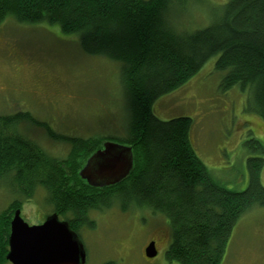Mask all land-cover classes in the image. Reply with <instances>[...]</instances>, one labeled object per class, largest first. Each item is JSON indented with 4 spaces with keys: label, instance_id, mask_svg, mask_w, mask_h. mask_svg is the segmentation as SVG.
<instances>
[{
    "label": "trees",
    "instance_id": "16d2710c",
    "mask_svg": "<svg viewBox=\"0 0 264 264\" xmlns=\"http://www.w3.org/2000/svg\"><path fill=\"white\" fill-rule=\"evenodd\" d=\"M186 2L0 0V23L15 19L57 25L64 34L78 35L86 54L120 63L130 107L123 141L133 154V167L124 179L102 188L92 186L80 173L85 160L101 148V139L65 138L70 153L54 158L18 133L17 125L29 120V113L0 115V180H10L26 200L43 188L52 213L78 235L83 226H95L89 220L91 211L116 204L123 212L150 210L169 220L170 262L225 264L240 218L264 207V144L256 138L245 142L258 155L247 160L249 186L244 191L230 190L197 154L191 139L192 119L160 120L153 105L217 56L216 68L226 73L222 91L239 85L248 92L245 109L264 119V0H227L211 11L209 26L178 31L168 15ZM21 207L15 200L0 217V264L8 262L12 214Z\"/></svg>",
    "mask_w": 264,
    "mask_h": 264
},
{
    "label": "rangeland",
    "instance_id": "374dc122",
    "mask_svg": "<svg viewBox=\"0 0 264 264\" xmlns=\"http://www.w3.org/2000/svg\"><path fill=\"white\" fill-rule=\"evenodd\" d=\"M226 2L187 0L168 18L178 31H195L209 26L211 11ZM217 58L212 56L187 83L156 99L153 112L163 121L191 118L192 143L213 177L230 190L244 191L250 181L247 160L258 156L245 142L256 138L264 144V119L245 109L248 92L239 85L222 91L226 73L216 68ZM0 92V115L29 113V120L17 125L18 133L54 158L70 153L67 139L72 137L124 145L130 107L120 63L86 54L78 35L64 34L57 25L15 19L0 23ZM261 182L264 186V167ZM47 196L38 188L26 200L10 180H0V217L17 200L23 219L40 225L52 213ZM88 216L95 226L79 232L86 264H177L167 258L172 235L165 216L150 210L123 212L117 204ZM152 242L157 255L148 258L145 250ZM225 264H264V207L240 218Z\"/></svg>",
    "mask_w": 264,
    "mask_h": 264
},
{
    "label": "water",
    "instance_id": "95a60500",
    "mask_svg": "<svg viewBox=\"0 0 264 264\" xmlns=\"http://www.w3.org/2000/svg\"><path fill=\"white\" fill-rule=\"evenodd\" d=\"M133 167L132 148L106 143L87 162L81 177L90 185L106 187L124 179ZM7 260L12 264H86L87 253L78 234L57 214L43 224L30 226L17 210L11 222ZM146 257L157 255L155 242L145 250Z\"/></svg>",
    "mask_w": 264,
    "mask_h": 264
},
{
    "label": "flooded vegetation",
    "instance_id": "af4514ba",
    "mask_svg": "<svg viewBox=\"0 0 264 264\" xmlns=\"http://www.w3.org/2000/svg\"><path fill=\"white\" fill-rule=\"evenodd\" d=\"M0 94H1V92H0Z\"/></svg>",
    "mask_w": 264,
    "mask_h": 264
}]
</instances>
